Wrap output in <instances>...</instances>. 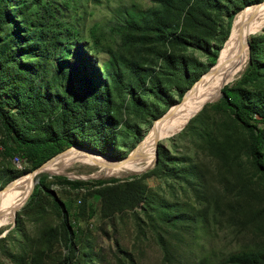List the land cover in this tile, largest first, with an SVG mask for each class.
<instances>
[{"label": "rangeland", "instance_id": "rangeland-1", "mask_svg": "<svg viewBox=\"0 0 264 264\" xmlns=\"http://www.w3.org/2000/svg\"><path fill=\"white\" fill-rule=\"evenodd\" d=\"M56 1L63 8L61 14L70 15L63 21L74 23L78 30L77 35L71 33V47L94 58L102 73L106 63L123 72V86L111 88L112 105L122 107L118 139L124 144L125 156L142 140L138 155H143L152 122L160 116L155 115L172 105L168 107L169 99L178 101L180 91L187 92L191 82L193 85L208 75L209 55L187 42L173 44L170 49L188 60L189 72L184 78L168 76L165 72L171 70L158 57L159 42L151 36H139L137 24L131 26L125 20L137 19L142 23L160 11L159 4L150 0H69L70 5L65 6L64 0ZM246 7L235 13L231 26ZM256 7L263 8L264 3L253 8ZM227 13L225 9L213 13L209 22V39L213 44L218 43L226 28ZM128 31L136 37L130 39ZM229 33L231 36L232 30ZM251 35L261 36L258 39L264 53V26ZM24 39L22 35L17 37L20 46L26 47ZM226 40L219 56L228 44ZM20 57L21 61L32 58ZM134 61L154 69L152 77H161L165 93L154 92V83L147 77L143 88L137 91L138 103L131 99L128 63ZM245 65L227 83L239 78ZM10 68L14 70L15 66ZM263 81L257 82L256 87L264 92ZM220 95L221 92L207 101L190 118L189 125L158 140L166 159L162 167L157 166V154L150 166L131 172L127 165L141 158L136 155L130 163H115L129 171L117 173L110 164L94 161L95 156H102L88 157L77 148L66 150L56 170L46 171L44 184L58 198L70 202L68 218L79 233L78 238L70 235L71 240L68 239L63 216L46 194L40 195L34 208L26 207L30 190L13 219L0 225V264H235L226 260L234 252H264V175L250 156L249 131L228 113L210 107ZM23 168L24 164L5 155L0 145V194L11 187L3 186L31 174ZM54 174L62 177L55 178ZM63 176L71 181L81 180L85 185L72 186ZM112 176L118 180L95 181ZM33 179L34 186L37 174ZM128 190H142L146 199H137L132 205L112 202L113 197L117 200ZM89 202L93 203L92 214ZM164 204L171 205L169 213L161 211ZM17 226L21 231L16 230Z\"/></svg>", "mask_w": 264, "mask_h": 264}, {"label": "trees", "instance_id": "trees-1", "mask_svg": "<svg viewBox=\"0 0 264 264\" xmlns=\"http://www.w3.org/2000/svg\"><path fill=\"white\" fill-rule=\"evenodd\" d=\"M150 1L159 4L160 11H155L142 23L137 19L125 20L131 26L137 24L135 29L139 30V36H151L150 39L159 42L161 49L158 57L171 70L165 74L184 78L189 72L188 60L172 51L170 46L187 42L202 49L209 55L208 66L211 67L219 57L224 40L227 39V42L230 38L229 30L234 26L233 23L231 26V22L235 13L247 4L261 0ZM63 2L65 6L70 5L69 0ZM223 9L228 12L226 28L218 43L213 44L209 39L212 36L209 22L214 12ZM62 12L63 8L56 0H0V135L3 136L0 145L5 155L24 164V170L36 168L71 145L117 159L126 154L124 144L118 139L122 107L111 103V88L123 86V72L106 63L102 73L97 69L94 58L86 56L84 52L77 53L78 49L70 44L71 33L77 35L78 30L74 23L63 21L70 15H62ZM128 33L130 39L136 37L133 31ZM18 35L25 38L26 47L20 46ZM258 38L261 39V36L248 37L249 57L241 75L221 86V95L210 107L228 113L249 131L250 156L264 175V92L256 87L257 82L264 80V53L260 50L262 41ZM23 55L32 58L21 61L19 57ZM12 65L15 66L14 70L10 68ZM128 66L131 69L128 93L136 103L139 101L137 91L143 88L147 77L154 83V92L165 93L166 86L161 77L158 74H154L158 77H152L153 68L149 69L137 61L128 63ZM183 94L184 90L180 91L179 100ZM178 101L169 99L166 102L169 107ZM163 111L155 117L162 115ZM190 121L189 118L186 125ZM157 154L160 157L157 166L162 167L166 159L159 145ZM47 175V172L37 174L38 181L29 194L26 207L34 208L40 195L46 194L63 216L68 239L71 240L70 235L78 238L79 233L68 218L70 202L58 198L45 186ZM52 176L62 177L56 174ZM63 179L72 186L85 185L78 179L71 181L65 176ZM116 180L118 178L115 176L95 179L99 183ZM145 194L142 190H128L117 200L113 197L112 202L132 205L137 199L145 200ZM92 204L89 202L90 214L94 211ZM160 207L164 214L171 210V205ZM16 230L21 231L20 226ZM226 260L235 264H258L264 261V252L242 250L228 255Z\"/></svg>", "mask_w": 264, "mask_h": 264}, {"label": "bare ground", "instance_id": "bare-ground-1", "mask_svg": "<svg viewBox=\"0 0 264 264\" xmlns=\"http://www.w3.org/2000/svg\"><path fill=\"white\" fill-rule=\"evenodd\" d=\"M263 3L264 1L257 5H261ZM257 5L253 4L247 6L245 10L242 11V14L238 16L232 28V33L228 40V44L224 49L222 56H219V58L217 59V63L215 64L216 66L214 67V70L209 72L208 75H203L192 86L194 87L198 84L195 88H193L191 93H189L188 96H186L178 104H175L177 105V107H182H179L177 109L176 107H174V111L167 117L161 120L156 119L154 121V125H152L149 131L150 136H148L145 141V146L143 150L144 154L141 156V158H139L136 163L132 165H127L131 172L140 171L145 167L150 166L153 159L155 158L154 144L156 140L158 138L161 139L164 136L169 137L174 135L171 133L167 134V132L175 131L177 133V130L182 128L186 124V121L191 118L196 112H198L197 110L203 104L215 98L217 94H219L220 88L224 84V82H227L230 79L234 78L242 70L248 56L247 39L253 32L264 26V7L253 8ZM190 89L188 91H190ZM188 91L186 92V95ZM158 133L160 134L158 135ZM64 153L59 154L50 161H48L45 166V169L48 172L53 173L56 168L60 165L61 161L64 159ZM95 154L99 155L98 153ZM95 154H91V156L88 155V157H94ZM95 158V160H93L96 163L101 160L99 157L95 156ZM101 158L105 159L104 157ZM132 160L133 158L128 161L114 162L110 165L117 173H127L129 171H124L122 167H119L115 163H119L120 165L127 164L132 162ZM27 175L28 176L24 177L20 181H18L17 179L11 182L8 185H11V187H9L8 190L0 194V225L10 222L19 207L26 200L31 190L34 176L33 174Z\"/></svg>", "mask_w": 264, "mask_h": 264}, {"label": "water", "instance_id": "water-1", "mask_svg": "<svg viewBox=\"0 0 264 264\" xmlns=\"http://www.w3.org/2000/svg\"><path fill=\"white\" fill-rule=\"evenodd\" d=\"M262 1H264V0H261V1H257V2H254V3H252V4H247L246 6H249V5H253V4H259V3H261ZM245 6V7H246ZM250 14H252V13H250ZM248 40V39H247ZM247 45H248V48H249V44H248V41H247ZM218 55H219V52H218ZM218 57V56H217ZM218 59V58H217ZM217 59H216V62L208 69V71L207 72H211V71H213L214 70V66H215V64L217 63ZM225 83H227V82H224V84ZM223 84V85H224ZM194 85V84H193ZM193 85H191V87L193 86ZM190 87V88H191ZM220 92H221V90H220ZM186 97V92L182 95V97H181V99L178 101V102H176V103H173L162 115H160L159 117H157L156 119H163V118H165V117H167L169 114H171L173 111H174V107H172V106H174L175 104H178L180 101H182L184 98ZM204 105V104H203ZM202 105V106H203ZM202 106L200 107V108H202ZM199 108V109H200ZM198 109V110H199ZM197 110V111H198ZM156 119H154V121L156 120ZM189 120V119H188ZM187 120V121H188ZM154 121L152 122V125H154ZM187 121H186V123H187ZM179 130H181V128L179 129ZM179 130H177V131H179ZM169 133H171V134H174L175 133V131H171V132H167V134H169ZM160 133H158V135H159ZM166 135V134H165ZM164 136V135H163ZM158 140H159V138L156 140V142H155V144H154V157H156L157 156V145H158ZM142 141V140H141ZM141 141L139 142V144L132 150V151H130L125 157H123V158H120V159H117V158H110V157H108V156H104V155H102V154H99L100 156H102V157H104L105 159H101L98 163H102V164H111V163H114V162H123V161H128V160H130V159H132V158H134L136 155H138L139 154V145H140V143H141ZM72 148H77V149H82L84 152H85V154L86 155H90L91 156V154H95V153H97V152H95V151H91L90 149H86V148H83V147H79V146H76V145H71V146H69V147H67L66 149H64V150H62V151H60V152H58L57 154H55V155H53L52 157H50V158H48L47 160H45L44 162H42L39 166H37L36 168H34V169H32V170H30V173L31 174H33V175H35V174H38V173H40V172H46L47 170L45 169V166H46V164H47V162L48 161H50L51 159H53L55 156H57V155H59V154H63L66 150H70V149H72ZM138 156H142V155H138ZM97 161V160H96ZM35 182V179H33V183ZM10 183H8L7 185H5V186H3L2 188H6L8 185H9ZM32 188H33V185H32V187H31V190H32Z\"/></svg>", "mask_w": 264, "mask_h": 264}]
</instances>
